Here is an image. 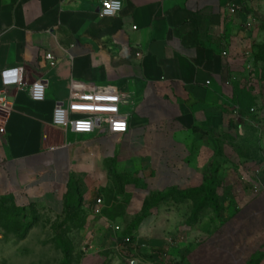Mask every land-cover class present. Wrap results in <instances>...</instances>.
<instances>
[{"label": "crops", "instance_id": "obj_1", "mask_svg": "<svg viewBox=\"0 0 264 264\" xmlns=\"http://www.w3.org/2000/svg\"><path fill=\"white\" fill-rule=\"evenodd\" d=\"M103 1L0 0V73L19 69L21 79L5 88L0 79L11 106L0 110V197L24 209L64 206L73 177L86 188L82 208L93 222L81 251L111 247L110 224L121 217L105 202L113 195L118 206L128 197L121 215L142 216L135 233L162 264L169 256L174 264H264V217H254L264 190L224 138L245 127L240 94L256 98L230 41L229 10L242 0H120L118 15L100 18ZM122 45L132 49L120 57ZM38 80L46 84L41 103L27 94ZM72 80L121 96L128 132L54 128L52 110ZM213 176L229 200L220 218L207 205Z\"/></svg>", "mask_w": 264, "mask_h": 264}, {"label": "rangeland", "instance_id": "obj_2", "mask_svg": "<svg viewBox=\"0 0 264 264\" xmlns=\"http://www.w3.org/2000/svg\"><path fill=\"white\" fill-rule=\"evenodd\" d=\"M229 26L231 46L237 48L238 58L246 62L244 88L253 90L256 98L252 102L246 92L240 94L245 127L241 131L229 128L224 138L238 148L244 159L242 167L245 172L252 170L256 173L257 186L264 182V0H242L234 7ZM207 186L212 187L211 195H207V205L212 208L214 216L220 218L223 216L222 207L229 201L223 195L222 181L213 176ZM70 187L69 202L53 208L40 205L21 209L12 206L7 197H0L1 263L162 264V255L156 247L146 245L148 237L135 233L142 216L133 218L120 214L122 205L128 204L127 196L119 206L116 196H105V202L111 205V213L121 216L120 221L114 222L119 229L112 234L111 247L81 251L85 246L82 233L93 222L86 220L88 215L82 208L86 188L73 177ZM186 197L194 196L188 194ZM99 199L103 203V197L99 196ZM156 199L155 195L148 197L144 210L155 205ZM259 213L263 218L264 209L256 212L254 217ZM164 261L165 264H174L171 256Z\"/></svg>", "mask_w": 264, "mask_h": 264}, {"label": "built area", "instance_id": "obj_3", "mask_svg": "<svg viewBox=\"0 0 264 264\" xmlns=\"http://www.w3.org/2000/svg\"><path fill=\"white\" fill-rule=\"evenodd\" d=\"M122 2L120 0H104L98 10L100 18L114 17L120 13ZM229 12L234 13V8ZM135 30V27H133ZM131 46L122 45L118 51V56H125L131 53ZM141 52L137 51L135 57L139 58ZM45 60L50 66L55 65V59L48 53ZM3 88L16 86L21 83L20 70L8 69L0 73ZM29 99L35 103L45 100L46 84L43 80L35 81L27 88ZM4 89L0 90V110L9 111L10 104L4 98ZM122 97L116 94H107L102 88H95L74 82L69 85V93L66 102L58 103L52 110L51 125L54 128L63 130L75 136H87L96 132H104L107 136H123L128 132V115L120 110ZM3 129L0 128V133ZM264 190V182L256 186ZM95 204L99 212L102 205L101 199H96ZM110 228L115 232L119 228L110 224Z\"/></svg>", "mask_w": 264, "mask_h": 264}, {"label": "trees", "instance_id": "obj_4", "mask_svg": "<svg viewBox=\"0 0 264 264\" xmlns=\"http://www.w3.org/2000/svg\"><path fill=\"white\" fill-rule=\"evenodd\" d=\"M208 188V187H207ZM72 195V190H71V187H70V183L68 184V195L66 197V201H65V205L69 202L70 200V197ZM7 199L10 201L11 205L13 206L12 202H11V199L9 197H7ZM21 209H24V208H21ZM26 209V208H25Z\"/></svg>", "mask_w": 264, "mask_h": 264}]
</instances>
